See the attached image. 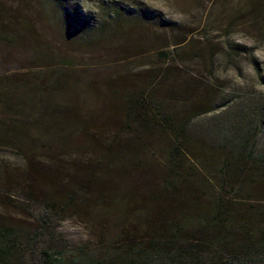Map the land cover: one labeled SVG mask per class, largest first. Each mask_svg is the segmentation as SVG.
<instances>
[{
  "label": "rangeland",
  "instance_id": "obj_1",
  "mask_svg": "<svg viewBox=\"0 0 264 264\" xmlns=\"http://www.w3.org/2000/svg\"><path fill=\"white\" fill-rule=\"evenodd\" d=\"M138 97L148 125L126 114ZM57 111L78 120L58 126ZM92 137L98 148H83ZM59 145L65 187L83 160L121 148L105 160L112 194L51 213L24 264L49 247L67 264H118L123 245L162 226L180 245L203 242L202 264H228L222 246L259 244L264 0H0V223L22 241L47 207L34 169L57 170L45 150Z\"/></svg>",
  "mask_w": 264,
  "mask_h": 264
},
{
  "label": "trees",
  "instance_id": "obj_2",
  "mask_svg": "<svg viewBox=\"0 0 264 264\" xmlns=\"http://www.w3.org/2000/svg\"><path fill=\"white\" fill-rule=\"evenodd\" d=\"M155 116L163 121V125L171 127L169 118L160 112L157 107ZM127 116L136 117L145 125H148L149 121L154 120L155 117L150 115L152 110L150 104L144 97H138L133 100H129L127 107ZM55 118L60 122L57 125H65L76 123L78 116L68 111H57L55 112ZM59 118V119H58ZM55 124H49V129H53ZM60 131V128H58ZM61 133V131H60ZM86 134V132H84ZM183 132L179 135H181ZM179 138V137H178ZM83 148H90L95 150L98 148V142L95 138H89L83 145ZM43 147V146H42ZM46 147V154L50 156L53 163L56 164L57 170L49 171L48 168H41L36 173L35 179L40 180L44 191L47 202V207L42 209L40 216V226L31 234L26 236L25 241L21 239V232L17 227L9 224L0 223V264H24V255L29 250V247H33L37 244V237L43 234L53 220L51 213L58 211H66L70 207H74L79 204V198L84 200L83 204L92 205L98 203L102 199L107 198L112 194L114 177L107 173V166L105 160L112 158L113 156H119L121 148H114L112 150L106 149L101 154L96 152L99 156V160H83L80 166L74 170L73 181L69 187L62 185V179L59 173V167L61 164L58 162L62 150L61 145L53 150ZM44 149V148H42ZM177 154L181 148L175 146ZM35 158V156H34ZM104 160V162H103ZM32 162L33 159H31ZM62 162V161H60ZM33 164V163H32ZM100 165L103 167L101 168ZM32 168V167H31ZM75 174V176H74ZM76 179V180H75ZM73 189H72V188ZM160 196L164 195L163 191H160ZM229 201H225L223 198L219 199V209L214 218L217 220L218 216L225 214L228 211ZM219 220V219H218ZM221 220V218H220ZM219 220V221H220ZM222 221V220H221ZM168 236V235H167ZM203 242H196L187 244H179V241L174 236L164 237V226L161 227L160 231L149 237V240L145 243H128L122 246V254L118 255V264H202L201 253L205 251ZM172 245H176L173 249ZM259 246V255L262 257L264 263V239H261L260 243H251L247 247L244 245L237 246H222L221 248L227 249L228 264H252V259L249 258V253L246 254L245 250L248 248H254ZM232 251V252H231ZM115 253V252H114ZM214 260L213 255L210 260ZM212 263V262H211ZM40 264H67L64 259L63 252L58 249L45 248L40 252ZM214 264H219L214 261Z\"/></svg>",
  "mask_w": 264,
  "mask_h": 264
}]
</instances>
